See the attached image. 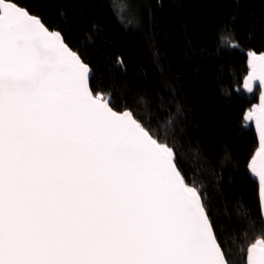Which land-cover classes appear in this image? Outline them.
Wrapping results in <instances>:
<instances>
[{"label": "snow or ice", "instance_id": "obj_1", "mask_svg": "<svg viewBox=\"0 0 264 264\" xmlns=\"http://www.w3.org/2000/svg\"><path fill=\"white\" fill-rule=\"evenodd\" d=\"M244 88L264 89V53ZM59 31L0 0V264H230L173 146L95 91ZM264 195V95L247 114ZM245 264H264V239Z\"/></svg>", "mask_w": 264, "mask_h": 264}, {"label": "trees", "instance_id": "obj_2", "mask_svg": "<svg viewBox=\"0 0 264 264\" xmlns=\"http://www.w3.org/2000/svg\"><path fill=\"white\" fill-rule=\"evenodd\" d=\"M89 65L91 86L174 147L230 264L264 238L257 148L243 115L247 52L264 51V0H17Z\"/></svg>", "mask_w": 264, "mask_h": 264}, {"label": "water", "instance_id": "obj_3", "mask_svg": "<svg viewBox=\"0 0 264 264\" xmlns=\"http://www.w3.org/2000/svg\"><path fill=\"white\" fill-rule=\"evenodd\" d=\"M19 6H20V5H19ZM24 9H25V8H24ZM26 10H27V9H26ZM28 11H29V10H28ZM37 17H39V16H37ZM39 18H40V17H39ZM53 31H57V30H53ZM59 32H60V31H59ZM248 53H250V52H247V54H248ZM255 53H257V54H261V53H264V51H263V52H255ZM248 60H249V55H248V57H247V62H246L247 67H248ZM248 70H249V69H248ZM248 70H247V72H246V74H245V77H244V79H243V81H242V83H241V86H240L241 89H242L244 92H247V93H249V92L247 91V89L244 88V83L246 82V78H247ZM90 71H91V69H90ZM91 76H92V72H91ZM256 87H259V88H260V91H259V94H258V100H257V102H256L255 104H253L251 107H249L248 109H246V111H245V113H244V115H243V119L245 120L246 123H247V122H248V123H252L253 130L255 131V135H256V140L258 141L257 148L254 150V153L252 154V156L255 154L256 151L259 150L258 130L256 129L254 122H249V121L246 119V117H247V114H248L250 111H253L255 108H257V107L259 106V104H260V102H261V96L264 95V89H262V88L259 86L258 82H257V84L254 86L253 91L256 89ZM253 91H252V92H253ZM107 97H109V96H106V98H107ZM252 156L250 157V159L252 158ZM250 159L248 160L247 171H248V173L250 174V176L252 177V179L258 184L259 205H260V210H261V216H262L263 223H264V195H262L261 192H260L258 179L254 177V174H251V173H250V169H249V161H250ZM263 239H264V238H263ZM258 240H261V239H258ZM255 242H256V241H255ZM255 242H253V243H255ZM249 246H250V245H249ZM245 260H246V258H245Z\"/></svg>", "mask_w": 264, "mask_h": 264}]
</instances>
